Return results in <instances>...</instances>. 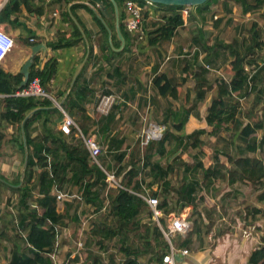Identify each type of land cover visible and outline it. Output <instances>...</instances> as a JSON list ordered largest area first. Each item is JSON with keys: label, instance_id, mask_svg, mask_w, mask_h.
Returning <instances> with one entry per match:
<instances>
[{"label": "trees", "instance_id": "16d2710c", "mask_svg": "<svg viewBox=\"0 0 264 264\" xmlns=\"http://www.w3.org/2000/svg\"><path fill=\"white\" fill-rule=\"evenodd\" d=\"M115 1L119 9L120 31L125 40L124 47L121 49L122 53L126 52L128 47L134 43H132L133 38L125 30L123 23L126 0ZM136 1L142 5L147 3V0ZM218 2L219 0H207L203 4L196 6L195 10L197 12L209 11L211 5ZM230 2L238 4L242 14L255 11L264 5V0H222L220 5L227 13L231 12ZM17 5V0H14L13 9ZM154 5L156 6L152 8L153 13L157 14L163 11V14L155 28L147 30L144 26L147 45H158L161 41L170 40L177 29L184 24L180 13L182 6L157 3H154ZM95 7L111 31L110 45L106 26L95 16L100 26L96 44L101 49H108L110 46L119 47L120 40L115 32V16L112 3L110 0H100V3L95 5ZM71 12L73 11L71 10ZM145 15H148L147 11ZM65 20L71 26L69 35L68 32L59 31L57 39L50 43L53 49L77 44L82 39V34L87 35L86 30L83 28L81 31L68 13L65 15ZM214 20H216L217 24L222 21L221 18H215ZM248 32L249 36L243 37L241 40L234 37L228 43L217 41L215 45L208 46L204 33L199 27L198 33H196L198 38L193 37V41L198 43L203 49L208 50L206 56L201 60L198 53H194L192 62L186 63L183 67L184 76L182 83H178L174 77H169L165 73H160L153 79V86L159 95L163 97L171 96L174 99L179 96L184 82L188 78L193 79L192 90L194 91V97L190 105L169 111L173 118L174 128L180 131L190 115L200 118L198 112L199 103L206 99L211 88L205 75L207 68L204 64L211 63V54L216 55L218 52L217 45L227 47L232 56L225 64L230 77L227 80L223 78L216 79L214 94L206 109L204 120L214 130L222 128L225 124H230L229 143L235 145L236 141L241 142L234 146L236 154L228 155L226 157L227 162L222 161L217 153L210 158L206 156L207 164L203 157L201 159L196 157V162L191 166L187 165L186 170L191 172L198 169L201 170V180H197L194 176L185 175L182 181L178 184H173L168 178V174L174 169V164L169 163L163 168L157 162L151 163L150 161L153 156L154 151L151 152V150L154 145H157L156 150L159 154L165 153V144L172 137V134L166 131L160 140L152 141L145 146V159L141 165L139 166L138 163L132 162L125 173L124 181L119 179L126 188L142 192L145 186L140 177L141 170L151 166V172L162 179L161 188L151 191V195L160 199L158 207L163 214L168 215L172 211L178 214L185 206L193 208L191 213L192 230L180 243L185 248H189L192 245L194 236L198 238L202 246L204 236L206 237L209 234L213 225V222L209 221L208 218L215 211L216 205L211 203V200L204 193L206 187L211 186L218 179L225 180L229 185H234L238 182L248 183L256 188L264 185V161L256 155L259 151H264V82H262V75H260L264 72V61L257 63L258 61L255 58L256 51L264 48V21L260 27L257 23H252ZM111 55L112 52L107 54L106 58L111 60ZM247 58H251L248 63L254 66L252 73L246 69ZM56 64L54 59H48L42 67H39V59L35 56L29 69V79L31 80L35 76L39 77L41 86L47 90L48 83L54 76ZM21 80V73L12 74L0 67V94L6 95L2 99L4 107L0 112V119L15 126L12 140L17 143L22 153L24 152L25 144L28 153L22 182L18 178L13 182L15 184L13 188L8 186L18 195L17 203L15 204L17 224L14 221V217L9 220L11 227L15 231H22L25 235L23 236L24 246L16 242L13 243L7 264H53L46 253L53 248L55 233L52 227L47 225V222L65 224L64 219L68 216L67 211L58 212L54 190H66V188L70 189L71 186H76L81 193L83 201L95 206L96 210H100L105 202V199L100 195V190L105 189L106 182L104 179L106 176L102 169L90 160L82 139L76 137L74 130L71 134L65 135L57 129L54 118L61 117L62 112L54 106L51 99L14 95L20 89ZM86 92H88V89L79 85L77 80L71 92L62 102L63 109L70 114L75 106L79 108L80 102L85 99L84 94ZM190 95L191 92L186 91L184 95L186 103L189 101ZM250 95H253L252 109L258 108V113L255 117H251L244 122L237 115L239 99ZM30 112H32L31 115L25 119ZM39 121L42 123V128L36 135H32V132L37 128L35 124L39 123ZM206 132L205 128H198L187 134L182 133L178 138L179 143H182L184 138L192 139L191 146L199 147L198 153L204 156L206 151L203 148V141H201L200 135ZM258 132L260 133L259 137L257 136ZM84 134L86 135L85 132ZM110 139L112 143H110V147L115 145L119 148V145L123 142L122 140L115 142L117 138L114 137ZM250 153L255 155H250ZM123 155L124 153L121 152L117 156L119 162L122 161ZM120 171L121 168L118 172ZM156 182V180L149 181L147 185L152 186ZM257 197L261 200L264 199V191ZM108 199L109 209H107L106 219L108 217L114 218L115 223L111 225L105 223L103 225H93L91 228L92 233L102 238V240H109L119 236L118 238L121 242L120 250L124 253L121 264H143L137 259L138 251L141 247H146L147 252L152 251V257H155L156 260H161L162 256L168 251L169 244L156 222H153L147 228L143 237L145 240L141 245L125 244L129 227L135 224L137 228L138 215L142 210L149 208L146 202L141 197L122 188H111ZM201 200L205 202L204 213L197 209ZM255 210L258 211V209ZM149 214L152 217L150 209ZM203 214L208 219L207 223L204 221ZM72 219L76 222L79 221L76 213H74ZM160 223L163 227L165 226L163 218H160ZM26 243L32 247H27ZM89 256L93 257L94 264H100L98 258L93 256L92 252H89ZM248 263L264 264V230L261 236V244L251 251Z\"/></svg>", "mask_w": 264, "mask_h": 264}, {"label": "crops", "instance_id": "0c3cea01", "mask_svg": "<svg viewBox=\"0 0 264 264\" xmlns=\"http://www.w3.org/2000/svg\"><path fill=\"white\" fill-rule=\"evenodd\" d=\"M17 2V7L13 9L14 0H7L0 11V29L11 36L14 41L13 47L0 62V67L4 71L12 74L20 73L19 71L22 65L31 54L30 46L43 43L46 48L45 52L43 53L41 50L36 56L39 59V67H42L48 59H54L57 63L54 76L48 83L47 91L52 95L58 105L63 109L62 102L71 92L77 80L79 85L88 89V92L84 94L85 99L79 104V108L75 106L70 114L63 109L73 118L76 126L82 133L99 135L118 134V137L114 136V138H117L115 142L122 140V144L119 145V148L114 145L109 147V149L112 151L118 148L117 152H121L127 148L129 143L127 135L135 131L134 128L137 127V123L140 130L141 118L144 115L152 120V114L154 115V113H157L158 115H165L166 112H168L169 105L165 104L164 97L158 93L157 95L154 93V90L155 92L157 91L153 86V79L156 75L165 73L169 77H174L178 83H182L184 76L183 68L176 71V74L166 69L164 63L169 59V56L161 58V55H163L161 47L147 45L146 38L139 43L133 40L132 43L134 44L129 46L126 52L122 53V48L116 49L118 47L112 48L110 46L108 49L99 48L96 44V40L97 37H99L100 26L95 19L96 15L86 3L95 6L100 3V0H17ZM233 5L238 4H229V6ZM235 9L236 7L234 10ZM71 10L73 12H71ZM204 12L205 11H201L197 14L205 20L208 15ZM258 12L264 13V5L255 11L239 15L238 19L236 16L234 17V11L233 13L230 12L229 14L231 15L227 17L229 18L228 24H232L238 20L241 25L244 22L243 18L245 16L256 15ZM67 13L75 22L78 21L79 29L82 31L84 28L87 35L82 34V39L77 44L53 49L50 43L57 39L58 32L65 31L68 32L69 35L71 30L70 24L65 20V15ZM211 21V28H213V25L217 26L221 23L219 22L217 24L216 20L214 22L213 20ZM253 21H255V19L251 20L249 28L252 23H255ZM197 26L200 28L202 27L200 25ZM212 34L213 33H204V36H208L211 41L210 43L208 41V46L215 45L217 41L224 42L218 40L216 35H214L212 40ZM234 37L236 36H233L225 43L230 42ZM195 45L199 44L195 43ZM220 47L221 45H217L218 51ZM227 50L229 53L228 48ZM111 52V60H108L106 55ZM155 55L157 56L155 57ZM192 60L193 58L190 62H192ZM5 96V94H0V112L4 107L2 99ZM106 98H108V103L103 107V100ZM178 98L179 96L176 99ZM53 104L59 109L55 102H53ZM163 104L166 108H164ZM209 104L210 103H208V105ZM207 107L205 109H207ZM172 108L174 109V107ZM206 112L205 110V115ZM199 116L201 117L202 115L200 114ZM204 116H202V118H196L190 115L188 119L190 124L196 125V128H205L206 131H209L208 126L202 123V121L206 123ZM61 117L54 118L57 129H59ZM195 118L197 120L199 119L198 123ZM36 126L37 128L32 132V135H36L42 128L41 121L36 123L35 127ZM14 131V125L0 119V196L3 195L4 191H8V186L12 188L15 186L13 182L16 181V179L19 178L20 180V173L23 167L20 168V163L24 162V152L22 153L17 143L12 140ZM74 133L77 137L78 134L76 132ZM108 140L110 144L111 139L109 138ZM115 150L113 151L116 152ZM102 153L100 157H103ZM6 161L8 162L7 164ZM102 162L105 164V166L103 165L105 168L108 167L106 169L116 172L117 169H114L110 161H107L103 157ZM129 167L130 164L127 165V168ZM18 168H20V171H18ZM14 175H16V177L13 179L12 177ZM117 178L118 180L120 179L119 177ZM160 188L157 187L156 182L150 189H146L150 192L159 190ZM67 189L70 193L80 194L76 186H71L70 189ZM104 190H100L102 198L104 197ZM259 194L257 193L255 197L257 203L254 202L251 208L243 210L242 214L247 219L243 216L242 222L238 221V226L237 223L235 224V222L232 221L234 223L232 229L220 232V235H217L219 237L214 235L215 237L212 238L209 234L206 236L209 240H216L214 244L207 245L204 236L203 245L201 246L194 236L192 239L193 246L185 248L181 246L180 243L188 233L185 235L179 233L174 234L173 237L175 238L171 242L178 253L176 256L177 264H249L248 260L250 253L261 244V236L264 230V205L262 202L264 200L257 197ZM71 202L72 201L66 202V204ZM64 204L65 203L57 204L58 212L61 208L65 210ZM255 209H258V211ZM188 210H190V207L185 206L178 214H176L175 211L170 213L183 217L185 215L189 216L187 214ZM68 214L70 213L68 212ZM161 217L166 223L167 216L163 214ZM247 222L248 224H246ZM93 240L97 241L96 239ZM84 242V247L86 249L87 242L86 240H84ZM195 243H197V245H195ZM135 244L141 245L137 242ZM72 248V240L70 249L67 248L64 243L59 244L57 250L59 264H64L69 256V264H94L93 257H90L88 252L85 253L84 248L82 249L84 253L82 250H79L76 254L72 252ZM146 249V247H141L139 249L137 256L138 261L143 264H161V260H156L155 257H152V251L147 252ZM182 249H186L188 253L182 254ZM93 256L98 255L93 253Z\"/></svg>", "mask_w": 264, "mask_h": 264}, {"label": "rangeland", "instance_id": "374dc122", "mask_svg": "<svg viewBox=\"0 0 264 264\" xmlns=\"http://www.w3.org/2000/svg\"><path fill=\"white\" fill-rule=\"evenodd\" d=\"M221 1L222 0H219L217 4H212L210 7L211 8L210 11L204 12L206 15H208V17H206L205 20L202 19L197 14L198 12L197 10H195L194 7H190L189 16L186 18L185 23L177 29L174 36L170 40H164L161 41L158 45L156 44L153 45V46L161 47L163 51V55H161V58L169 56V59L166 60L164 63L165 65L164 67H166V69L170 70V72L173 71V73H175L176 71L182 69L186 63H189L191 61V59L194 56V53H198V56L199 58L201 57L200 58L201 60L206 56L205 52L207 53L208 50L203 49V47H200V45H195L193 41V37H197L196 33H198V28H199L197 25L202 26L201 27L202 33H213L212 40L214 38V35H216L218 40L224 41L225 43L226 41L230 40L233 36H236L239 40L243 39V37L249 36L248 30L252 19H255V21L253 22L257 23L259 27L264 20V13L258 12V14L256 15L245 16L243 18L244 22L241 25L239 24L238 20L232 24H228L229 18L227 17L228 15L231 14L224 11V9L220 5ZM153 6L156 5H154L153 3L152 7ZM229 7L231 8V13H233L234 11V17L236 16V18L238 19L239 15L242 14L239 6L233 5ZM235 7L236 9L234 10ZM162 14L163 11L157 13L156 17L158 19L150 18L148 17V15H144L143 27L145 26L147 30L155 28L159 18L161 19ZM214 16H216L217 18H221L222 21L219 25L217 26L213 25V28H211L212 27L211 20H213V22L215 21L213 18ZM263 39H264V32H263ZM205 41L207 43L208 41L209 43L211 42L208 36L205 37ZM156 56L157 55H155V57ZM211 58H212L211 63L204 64L205 67H208L205 75L209 80L211 88L208 91L206 99L203 102L199 103L198 106L199 115L201 114L202 116L205 115V110H206L205 108L207 107L208 103H210L211 97L214 94L216 79L223 78L227 80L230 77V73L225 68L226 62H228L231 59V55H229L227 48L221 46L220 50L217 52L216 55L211 54ZM255 58L258 61L257 63H262L264 61V48L262 50L256 51ZM248 61H251V58H247L246 68L249 70L250 73H252L253 71L252 69L254 68V66L253 64H249ZM260 75H262V82H264V72H262ZM193 84H194L193 79L188 78L186 82H184L181 88L178 99H174L170 96L164 97V100L166 102L165 104L169 105V110L168 112H166L165 115H160V114L158 115L157 113L151 115L153 121L163 123L166 125V131H169V133L172 134V137L170 138V141L165 144L164 154H159L157 152L156 150L157 145L153 146L151 152L153 151L154 152H153V156L150 158V161L151 163L157 162L163 168L166 167V165H168L169 163H173L174 169L168 174V178L172 181L173 184H178L180 181L183 180V177L185 175L194 176L197 180H201L202 178L201 170L198 169L193 172L186 170L187 165L191 166L194 162H196V157L200 159L203 157L204 161L206 162L207 161L205 159L206 156H209L210 158L212 157L213 154L217 153L222 161L227 162L226 157L228 155L236 154V150L234 146L241 143L240 141H236L235 145L229 143V138L231 133V129H229L230 124H225L222 128L218 130H214L212 126L207 125V123H205L204 121H202V123L207 125L209 130L205 134L200 135L201 141H203V148L206 151V153L204 152V156L198 153L199 147L195 148L191 146L190 143L192 142V139L184 138L183 142L179 143L178 138L182 133L187 134L193 131L194 129H198V128H196V125L190 124V121L188 119L187 122L184 124L182 130L180 131L176 130L173 126V118L172 115L169 114V111L174 109H180L182 106L190 105L194 97V91L192 90ZM186 91L191 92L189 101L187 103L185 102V98H184ZM154 93H156L155 95H157V92H155V90ZM252 104H253V95L239 99V110L237 112V115L244 122H246L251 117H255V115L258 113V108L257 109L254 108L253 110ZM172 107H174V109ZM164 108H166L165 105ZM202 116L199 117L202 118ZM138 117L140 118L139 114ZM198 120L196 119L197 123ZM134 129L135 131L133 133L127 135L129 139V143L127 148L121 151L124 153L123 160L121 163L117 159V156L121 152H117L118 149L116 150L113 149L116 152H114L113 150L110 151L109 149L110 144L108 140L109 138H111V136L118 137L119 136L118 134H114V135H109V134L99 135L93 133L88 134L90 136H94L95 139L100 143L103 150L102 156L107 161H110L112 163L115 170L117 169L116 170L117 173L116 172L115 173L116 176L118 175L117 177H119L121 181L122 180L124 181L126 177L125 173L129 169L127 168V165L132 164V162H134L135 164L138 163L140 166L145 159L144 157L146 153V148L145 147L141 148L138 140V130H139L138 123H137V127H135ZM259 135L260 133L258 132L257 136L259 137ZM250 155H255V154L250 153ZM256 155L261 157L264 161L263 150L256 153ZM103 157H100V161L102 165L105 166V164L102 162ZM7 163L8 162L6 161V164ZM22 163H20V168L23 166ZM207 163L208 162H206V164ZM20 168H18V171H20ZM120 168L121 171L118 172ZM151 171H152L151 166H148L143 170H141L140 177L143 180V184L145 188L150 189L151 186H148L147 184L149 181H153V180L157 181V187L160 188L162 185L161 183L162 179L160 177L158 178L157 175H154V173ZM14 177H16V175H14L12 178L14 179ZM262 191H264V185L263 187L260 188H256L255 186L243 182H238L235 183L234 185H229L223 179H218L214 182V184H212L209 187H206L205 192L204 191L203 192L211 200V203L216 205L215 211L213 212L211 217L208 218L209 221L213 222V225L210 228L209 235H211L213 238L224 230L228 231L232 229L234 225L232 221H234L235 224L237 223L238 226V221L242 222L244 216L242 214L243 210L244 209L246 210V208H251L254 202L257 203L255 200L256 194L257 193L259 194ZM17 199H18L17 193L14 190H11L10 188L8 189V191H4L3 195L0 196V264H7L10 258V250L14 242L24 246L23 232L20 230L15 231L11 227L9 221L12 220V218H14L15 214L17 213L15 208ZM262 202L264 205V201ZM64 207L65 210L64 208H61L59 212L68 211L70 214H68V216L65 217L64 219L65 224H62L66 228L62 229V237L60 243H64L66 247L70 249L71 239L77 238V228L79 225V221L76 222L72 219L74 213L77 214V211H79L82 218L86 217L87 215L89 216L90 214H93V217H91L87 221V226L86 229L84 230L83 236H84V240H86L87 242L86 249L83 246V248L85 249V253L88 252L89 255V252H92V254L94 253L95 255H98L96 257L98 258L100 264H121L120 261L123 259L124 253L122 250H120L121 242L119 241L118 238L119 236L111 238L109 240H102V238H100L99 236L94 235L90 228L91 221H92L91 222L92 225H103V223L107 225H111L115 223L114 218L108 217L106 219L107 209H109V207H107L106 209L96 210L95 206H93L92 204L85 203L84 201L82 203H79L76 202L75 200H72V202L68 204H66L65 202ZM197 209L202 213H204L205 202L201 200L198 203ZM192 211L193 208H191L190 206V210L187 211V214L189 215L188 218L190 221H192L191 218ZM203 218L205 223H207L208 219L204 214H203ZM244 218L247 219L245 216ZM14 219H16V217ZM153 222L156 221L149 214V208L142 210L137 217L138 227L136 228L135 224L129 227L128 238L125 244L134 245L136 242L142 244V242L145 240L143 238L144 234L147 228L150 227V225H152ZM246 224H248V222ZM170 238L172 241L175 237L172 236ZM93 239H96L97 241ZM196 239L197 241H199L197 237ZM214 241L216 242V240L213 239L209 240L206 238L207 245L212 243L214 244ZM195 245H197V243H195ZM191 246H193V244Z\"/></svg>", "mask_w": 264, "mask_h": 264}, {"label": "built area", "instance_id": "2783aa9c", "mask_svg": "<svg viewBox=\"0 0 264 264\" xmlns=\"http://www.w3.org/2000/svg\"><path fill=\"white\" fill-rule=\"evenodd\" d=\"M7 0H0V11L2 7L4 6L5 2ZM153 3L150 1H147L145 5L140 4L136 0H126L125 1V18H124V26L125 30L136 43H139L141 41L145 40V30L143 27V18L145 15V12L147 11L148 17L150 18H156L157 14L153 13ZM190 7H182L180 10L181 16L184 20L189 16ZM217 18V17H214ZM33 40V39H30ZM14 41L11 36H9L7 33H5L3 30L0 29V62L5 58L6 54L10 49L13 47ZM208 68V67H206ZM247 69V68H246ZM15 96H21V97H36V98H49L55 104L59 107V109L62 111V117L61 122L59 124V130L65 134L69 135L74 132L78 134L77 137H80L83 141V144L85 148L88 151L90 160L94 163H96L102 171L105 173V190H104V199L105 202L101 209H106L109 206V194L111 188H122L124 190L129 191L130 193L137 195L141 197L149 207V209L152 211V217L156 221L157 225L161 229L164 237L167 239L169 244L168 251L162 256L161 258V264H177L176 256L178 255L176 248L171 242V236H173L176 233L185 235L189 233L192 230V221L189 220L188 216L185 215L183 217H179L176 214H168L167 216V222L165 223V226L163 227L160 223V217L163 215V212L161 209H159V199L157 196H152L151 193L144 187L142 192H137L132 189L126 188L122 185L121 181L118 180L116 177L115 171H109L106 169L102 163L99 161L100 155L102 153V148L100 143L95 139L94 136H90L88 134L82 133L78 127L75 124V121L71 116H69L55 101V99L52 97V95L41 86L39 77L35 76L31 80L29 79L22 88H20L18 91L14 93ZM108 103V98L103 100V107H105ZM166 131V125L163 123H159L156 121H153L149 119L147 116H143L141 118V128L138 132V140L139 145L141 148H144L152 141H158L160 140L164 133ZM54 194L56 197V203H65L72 200H75L76 202L82 203L83 199L81 198L80 194H73L70 193L67 190H54ZM35 206V205H33ZM79 218V225L77 228V238H72L73 242V248L72 252L76 254L79 250H81L84 246V230L87 226V221L93 217V214L87 215L86 217L82 218L80 215V212L78 211L77 214ZM162 218V217H161ZM92 222V221H91ZM90 222V228H92V224ZM15 223L17 224V220L15 219ZM47 225L51 226L54 233H55V240L54 245L51 251L47 252L46 255L50 257L53 264H59V258H58V247L60 244V240L62 237V229H65L62 224L60 223H53L51 221L47 222ZM63 226V227H62ZM25 234L23 233V236ZM27 247H32L30 244H25ZM182 254H187L188 251L186 249L181 250ZM70 256L66 259L64 264H69Z\"/></svg>", "mask_w": 264, "mask_h": 264}, {"label": "water", "instance_id": "95a60500", "mask_svg": "<svg viewBox=\"0 0 264 264\" xmlns=\"http://www.w3.org/2000/svg\"><path fill=\"white\" fill-rule=\"evenodd\" d=\"M147 1H150L152 3H157V4H163V5L182 6V7L188 6V7H194L195 8L196 6L203 4L207 0H147ZM110 2L112 3L113 10H114L116 34L120 40V46L116 49H121L124 47L125 40H124V37H123V35L120 31V27H119V9H118V5H117L115 0H110ZM86 5L93 11V13L96 15V17L106 26V28L108 30V41H109V44L111 45V31L107 27V25L105 24L100 13L98 12L97 8L95 6L88 4V3H86ZM77 25H78V23H77ZM111 47L114 48V46H111ZM41 50L43 51V53L46 50L45 45L43 43H37V44L30 46L31 54L27 57V59L25 60L24 64L22 65V67L19 71L22 74V80L20 81L19 88H22L24 85H26L27 81L29 80L30 66L33 64V61H34L36 54ZM31 113L32 112H30L25 117V119L28 118L31 115ZM23 140L25 142L24 137H23ZM27 154L28 153H27V150H26V147L24 144V162H23V167H22L21 174H20V182H22V178L24 176V170H25V167L27 164Z\"/></svg>", "mask_w": 264, "mask_h": 264}]
</instances>
